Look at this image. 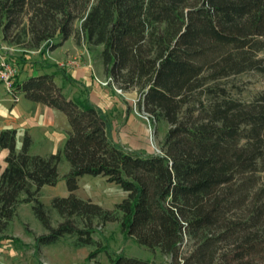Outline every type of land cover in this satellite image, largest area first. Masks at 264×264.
<instances>
[{"label": "trees", "instance_id": "trees-1", "mask_svg": "<svg viewBox=\"0 0 264 264\" xmlns=\"http://www.w3.org/2000/svg\"><path fill=\"white\" fill-rule=\"evenodd\" d=\"M0 31L3 43L28 50L54 51L71 37L102 47L98 59L110 84L136 89L140 109L169 126L160 154L130 151L110 138L108 116L88 99L67 98L54 74L33 70L17 78L10 95L61 112L70 131L61 151L40 156L31 154L28 134L17 151L16 131L0 130V153L7 152L0 234L18 204L31 203L49 233L38 246L65 235H87L81 242L90 245L93 221H111L112 213L75 191L79 177L100 176L126 194L115 206L122 232L170 264H179L185 235L195 247L182 264L264 262V189H256L264 173V94L246 105L207 85L264 74L257 56L264 50V0H0ZM63 157L69 195L51 200L63 219L53 228L37 196L57 184ZM222 242L232 247L218 258ZM109 264L154 263L121 254Z\"/></svg>", "mask_w": 264, "mask_h": 264}, {"label": "rangeland", "instance_id": "rangeland-1", "mask_svg": "<svg viewBox=\"0 0 264 264\" xmlns=\"http://www.w3.org/2000/svg\"><path fill=\"white\" fill-rule=\"evenodd\" d=\"M80 22L74 24L75 30L80 29ZM1 32V31H0ZM74 44L77 48L75 55H69L65 58H57L53 56V51L46 48L38 50H28L18 46H8L1 41L0 33V57L6 58L15 63L19 69L18 79L23 80L33 70L43 73L54 74V80L57 86L63 89V93L67 98L81 97L89 99V92H97L102 90L103 93L110 97L109 107L106 105V97L99 93V99L92 104L100 108L97 104L104 107L110 113L104 112L108 116L110 122L109 135L112 141H118L122 147L130 151H138L143 154L157 155L161 153V145L169 130V126L164 121H157L151 114L144 111L139 106L140 95L137 90L124 91L119 85L108 84L103 67L100 64L98 55L102 47H90L84 38H80L79 45ZM258 58L264 60V50L260 52ZM77 60L79 66L75 68H83L90 75L89 81L92 85L87 87L73 85L71 78H65L67 71L72 70L70 63ZM69 77V76H68ZM112 85V86H110ZM226 89L229 98L236 100L242 104H255L259 102V98L264 94V74L254 71L231 76L227 79L220 80L215 84ZM0 98L5 104L11 101L18 102L23 97L13 98L9 91L0 85ZM71 99V98H69ZM105 99V100H104ZM120 106L119 111L113 110L114 103ZM112 122V123H111ZM115 126L112 134V126ZM142 125V128H140ZM143 130V132L140 131ZM115 142V141H114ZM52 143L59 146V140L55 139ZM21 139L17 138V151L20 150ZM62 149L58 148L57 151ZM31 154H39L44 152L37 144L30 151ZM39 152V153H38ZM47 156V155H45ZM5 152L0 153V165L4 167ZM70 165L62 158L59 165V178L55 186H45L38 194V200L45 206V210L51 220V226L56 228L63 223L55 211L50 208L53 198L67 197L69 194L66 188V175L69 173ZM258 183L256 189H264V173L258 174ZM256 190H254L255 192ZM258 192V191H256ZM77 198L81 200H90L99 205L103 210L112 213V220L102 222L94 220L92 223V233L90 234L92 243L90 245H82L87 235H65L56 243L50 245L38 246L36 240L39 237L47 236L49 233L45 231L38 219L35 217L31 203H20L16 208L15 217L8 223L4 232L0 234V264H109L110 258L118 255L136 258L138 260L150 261L154 264H170L171 258L163 255L159 250H150L146 247L139 246L134 239L126 236L121 230L122 214L115 211V206L122 202L126 194L119 186L106 182L105 178L100 176L94 177L85 175L78 178V190L75 191ZM264 202V199L261 203ZM240 213L234 217L238 220ZM76 227L85 232V221L80 219L73 220ZM195 247V240L184 236V242L181 246L179 264L188 258L191 251ZM218 255L220 258L227 253V248L232 245L222 242L218 243ZM264 264V262L260 263Z\"/></svg>", "mask_w": 264, "mask_h": 264}, {"label": "crops", "instance_id": "crops-1", "mask_svg": "<svg viewBox=\"0 0 264 264\" xmlns=\"http://www.w3.org/2000/svg\"><path fill=\"white\" fill-rule=\"evenodd\" d=\"M1 33V32H0ZM77 46L74 44L73 37L64 42L60 47L56 48L52 53L53 56L57 58L66 57L69 55H75V50ZM67 76L73 81V85L82 86L89 88L92 83L89 81L90 75L83 68H73L70 71H67ZM99 93L106 97V105L109 107L110 97L106 96L102 90L97 92H89V99L91 102H95L97 98L99 99ZM21 97V96H20ZM73 96L69 98L72 99ZM75 98V97H74ZM114 103V102H113ZM114 103L113 110L119 111L120 109ZM104 112L110 113V111L105 110L104 107L97 104ZM112 123V122H111ZM142 128V125H140ZM3 129H13L16 131V148H17V138L22 139L25 134H28L32 139L31 150L37 144L44 152L36 154L40 156L56 154L57 149H63L64 144L67 140L68 133L70 131L66 117L59 111H56L51 108H47L41 104L29 102L25 99H18L16 103L14 101L8 100L7 103L2 102L0 98V130ZM115 126H112V134L114 133ZM143 132L142 129H140ZM59 140V146H54L52 143L53 140ZM115 143L118 141L114 140ZM113 141V142H114ZM21 148V146H20ZM30 150V151H31ZM5 156L7 154L6 151Z\"/></svg>", "mask_w": 264, "mask_h": 264}, {"label": "built area", "instance_id": "built-area-1", "mask_svg": "<svg viewBox=\"0 0 264 264\" xmlns=\"http://www.w3.org/2000/svg\"><path fill=\"white\" fill-rule=\"evenodd\" d=\"M77 65L79 66L76 59H74V61L70 63V66L72 68L77 67ZM83 68H85V66ZM18 75H19L18 66L6 58L0 57V85L5 90L9 91V93L11 92V89L14 87ZM107 82L108 84H110L112 80L108 78Z\"/></svg>", "mask_w": 264, "mask_h": 264}]
</instances>
